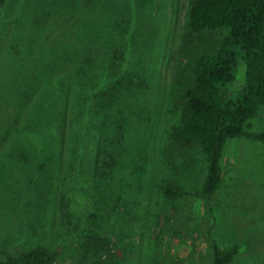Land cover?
Masks as SVG:
<instances>
[{"label": "rangeland", "instance_id": "374dc122", "mask_svg": "<svg viewBox=\"0 0 264 264\" xmlns=\"http://www.w3.org/2000/svg\"><path fill=\"white\" fill-rule=\"evenodd\" d=\"M190 5L8 0L1 9L0 250L18 256L46 246L60 252L52 264H210L212 244L237 245L229 264H264V143L247 136L227 140L222 181L206 202L204 146L174 137L197 58L226 33L190 32ZM85 58L93 67L90 84L98 88L87 85V94H103L99 114L93 102L76 106ZM64 72L67 106L55 103L47 120L31 121L46 114L43 97L63 98L56 86ZM244 76L240 60L232 89ZM100 123L103 133L96 130ZM263 129L261 106L245 130ZM105 140L111 166L99 174ZM47 144L56 169L50 181ZM168 185L183 192L168 195ZM63 198L73 213L69 223ZM90 235L103 247L74 260L71 250Z\"/></svg>", "mask_w": 264, "mask_h": 264}, {"label": "trees", "instance_id": "16d2710c", "mask_svg": "<svg viewBox=\"0 0 264 264\" xmlns=\"http://www.w3.org/2000/svg\"><path fill=\"white\" fill-rule=\"evenodd\" d=\"M7 3L8 0H0V11ZM186 26L190 32L202 30L226 32L216 48L202 53L197 58L194 82L184 93L183 116L174 131L176 139L199 141L204 146L208 173L203 186V195L208 202L222 181L220 158L227 140L232 137L247 136L264 143V129L259 132L245 130L247 121L256 115L261 106H264V0H191ZM89 60L91 61L85 58L86 62L79 64L78 71L83 74L84 81L79 84L82 89L78 92L82 96L76 106L89 108L93 102L95 113L99 114L104 109L101 96L103 94H95L94 97L87 94L89 88L98 90L96 84H90L93 67L88 63ZM240 60L245 63L244 82L240 87L238 86L239 88L234 87V90L232 85ZM59 77L63 79L61 81L57 79L60 82L56 90L58 88L63 90V98H56L53 102L54 99L51 97L49 102L43 97L41 106L47 112L40 116L34 114L31 117L35 120L31 121L47 120L48 112L50 113V108L55 103L56 108L62 104L63 107L67 106L69 74L64 72ZM87 85L90 87L87 88ZM54 112L53 110L50 115L53 119L56 118ZM103 127L100 123L96 126V130L103 133L105 126ZM105 143L101 153L99 152L102 158L99 174L111 166L110 148L106 140ZM51 151L53 150H50L47 144L45 147L47 157L44 162L47 181H50L56 173ZM106 153L109 160L106 159ZM164 189L168 195L183 192L182 188L172 185L165 186ZM61 211L69 223L73 213L65 198L61 202ZM75 229L78 231L80 225L75 226ZM101 247H103L101 239L90 235L87 240L71 250L73 259L77 260L80 252L86 249L91 251ZM212 248L210 264H229L239 250L237 245L221 249L216 244H212ZM59 256L58 250H51L46 246H35L18 256H12L7 251L0 250L1 264H52Z\"/></svg>", "mask_w": 264, "mask_h": 264}]
</instances>
